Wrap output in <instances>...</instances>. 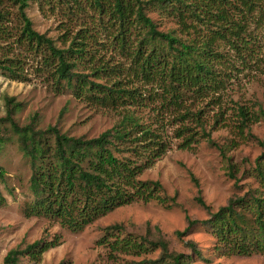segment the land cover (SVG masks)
<instances>
[{"label": "rangeland", "instance_id": "374dc122", "mask_svg": "<svg viewBox=\"0 0 264 264\" xmlns=\"http://www.w3.org/2000/svg\"><path fill=\"white\" fill-rule=\"evenodd\" d=\"M28 3L26 11L34 28L52 37L59 47H69L76 36H79L76 41H85L83 58L87 60H81L77 71L107 85L121 81L123 87L136 88L141 94L136 100L117 106L101 102L98 95L102 94L76 95L65 81L58 82L54 67L45 64L44 57L19 38V4L15 0H2L0 9L6 14L3 25L7 32L0 33V59L5 64H13L17 72L9 76L0 68V116L6 114L4 96L8 95L22 103L14 114L20 125L28 124L38 114L37 128L57 125L69 135L92 138L112 127L130 110L156 128L169 143L166 153L139 178L159 180L164 193L175 196L177 204L167 208L157 200H137L117 207L81 231L62 227L47 217L26 216L25 207L34 198L30 188L32 168L17 137L3 132L8 138L0 151V165L5 170V176L0 179V264L9 250L24 248L42 238H58L59 244L44 252L39 261L29 264L62 261L130 264L132 260H140L142 257L125 254L113 256L106 245L99 243L104 228L115 223H122L127 231L137 234L146 233L147 223L152 228L158 225L170 249L176 252L189 253L184 241H196L211 261L196 259L195 264H264V254L219 255L214 250L215 235L201 226L184 240L175 235L176 230L185 229L187 215L194 219L208 217V212L196 201L199 194L217 210L235 195L260 187L254 169L257 159L264 154V145L260 142L264 140L261 114L264 112V17L249 16L239 37L229 30L227 36L218 38L213 65L225 80L224 89L215 96L198 99L187 94L182 103L176 104L165 102L161 90L139 78L133 57L139 29L133 30L129 45L123 49L115 37L118 30L105 18L100 20L89 8L79 14L58 0H44L42 5L39 0H28ZM146 11L161 30L179 26L155 8ZM229 13L232 19L241 18L233 8H229ZM209 27L217 29V25ZM202 32L209 35L210 29L203 25ZM98 69L101 71L94 73ZM241 107L249 112L246 125L242 124ZM202 126L210 133L211 140L201 134ZM179 129L184 131L182 136L178 134ZM191 135L197 140L185 143ZM224 153L232 158L233 170ZM158 254L156 251L148 256ZM21 261L29 262L27 258Z\"/></svg>", "mask_w": 264, "mask_h": 264}, {"label": "trees", "instance_id": "16d2710c", "mask_svg": "<svg viewBox=\"0 0 264 264\" xmlns=\"http://www.w3.org/2000/svg\"><path fill=\"white\" fill-rule=\"evenodd\" d=\"M39 1L42 5L44 0ZM58 1L66 4L72 12L84 13L89 8L98 14L100 20L105 18L118 30L115 37L123 49L129 45L133 30L139 29L133 51L139 78L161 90L165 102L176 104L182 103L187 94L198 99L215 96L224 89L225 80L213 65L218 38L227 36L229 30L239 37L249 16L258 14L264 17V0ZM15 2L19 4L21 21L19 38L34 52L40 53L45 64L54 67L58 82L65 81L78 96L89 92L102 94L98 98L109 105H125L127 100H136L141 94L136 88L123 87L121 81L107 85L90 80L88 74L77 71L81 60H87L83 58L85 41H76L79 37L76 36L69 47H59L52 37L34 28L26 11L28 0ZM148 8H155L163 16L174 19L179 26L168 31L159 29L147 14ZM229 8L241 16L238 21L232 19ZM5 17V12L0 9L1 34L7 32L3 25ZM211 24L217 25V29L210 28ZM203 25L210 29L209 35L203 34ZM0 68L9 76L17 72L13 64H5L1 59ZM97 71L101 70L94 73ZM4 100L6 114L0 116V151L8 138L3 132H11L17 137L32 168L30 188L34 198L25 207L26 216L47 217L62 227L81 231L117 207L137 200H157L167 208L177 204L175 196L164 193L159 180L139 178L166 153L169 143L156 128L144 123L134 112L127 110L112 127L88 138L69 135L57 125L37 128L38 114L28 124L20 125L14 114L22 103L8 95ZM240 113L242 124L246 125L249 112L241 107ZM261 114L264 116L263 111ZM178 134L182 136L184 131L179 129ZM201 134L211 140L210 133L203 126ZM189 140L197 138L191 135L184 142ZM260 142L264 145V140ZM224 154L233 170L232 158ZM254 174L260 187L235 195L217 210H213L199 194L196 201L208 212V217L194 219L187 215L185 229L176 230L175 235L184 240L201 226L215 235L214 250L219 255L264 254V154L257 159ZM4 176L5 170L0 165V179ZM104 230L99 243L106 245L111 255L142 257L130 264H195L196 259L211 261L192 239L184 241L189 253L171 250L158 225L152 228L147 223L145 234L129 232L122 223L107 225ZM58 244V238H42L24 248H13L4 257L3 264H23L22 258H27V264L37 262L44 252ZM156 251H159L156 257L148 256ZM58 264L67 263L62 261Z\"/></svg>", "mask_w": 264, "mask_h": 264}]
</instances>
